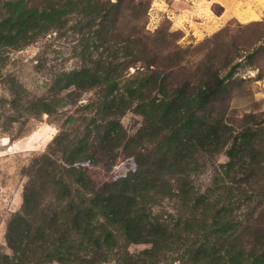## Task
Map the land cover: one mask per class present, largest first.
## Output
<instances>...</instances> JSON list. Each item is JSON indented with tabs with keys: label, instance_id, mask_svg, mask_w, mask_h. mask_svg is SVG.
I'll return each instance as SVG.
<instances>
[{
	"label": "rangeland",
	"instance_id": "1",
	"mask_svg": "<svg viewBox=\"0 0 264 264\" xmlns=\"http://www.w3.org/2000/svg\"><path fill=\"white\" fill-rule=\"evenodd\" d=\"M202 72L211 105L190 112L228 142L191 135L141 166L142 127L152 158L169 132L150 115ZM249 127L264 133V0H0V264H202L185 219L242 177L225 165Z\"/></svg>",
	"mask_w": 264,
	"mask_h": 264
},
{
	"label": "trees",
	"instance_id": "2",
	"mask_svg": "<svg viewBox=\"0 0 264 264\" xmlns=\"http://www.w3.org/2000/svg\"><path fill=\"white\" fill-rule=\"evenodd\" d=\"M180 51L181 49L178 50L179 53ZM175 69L181 73L185 67L178 62L175 63ZM206 75L202 72L200 80L204 86L198 87V90L197 87H192L193 90L188 80L185 88H180L178 94L176 92L164 107H157L158 110L155 108L157 114L155 117L150 115V118H154L158 127L163 126V130L169 133L160 142V147L158 151H154L152 158H147L149 150L141 146V143L146 135L152 136L155 132L154 125L147 120V124L140 131L144 134L137 137L141 139L135 146L133 156L134 160H140L141 166L145 165L144 159L149 162L155 158L154 165L157 166L164 160L171 159L176 150L189 141L191 135L201 146L204 142L205 145L211 143L213 151L228 142V132L223 131L222 120L206 121L202 117L195 119L190 112L194 104L199 111H204L211 105L208 102V85L204 80ZM184 89L190 91L184 93ZM151 109L153 112V106ZM183 130L186 133H181ZM225 168L226 175L236 168V172L242 177L238 181L226 179L212 194H194L198 199L194 206L191 205V214L185 221L188 225L198 226V232L203 233V242L193 252L188 250L187 254L196 257L195 262L202 264H264V204L254 207L264 202V133L257 132L252 127L239 133L237 141L230 148V160ZM235 204L239 205L238 208ZM254 237L256 242L252 240Z\"/></svg>",
	"mask_w": 264,
	"mask_h": 264
}]
</instances>
